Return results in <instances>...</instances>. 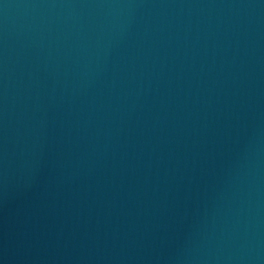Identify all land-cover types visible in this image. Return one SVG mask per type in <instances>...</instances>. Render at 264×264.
I'll use <instances>...</instances> for the list:
<instances>
[{
	"label": "water",
	"instance_id": "95a60500",
	"mask_svg": "<svg viewBox=\"0 0 264 264\" xmlns=\"http://www.w3.org/2000/svg\"><path fill=\"white\" fill-rule=\"evenodd\" d=\"M0 264H264V0H0Z\"/></svg>",
	"mask_w": 264,
	"mask_h": 264
}]
</instances>
